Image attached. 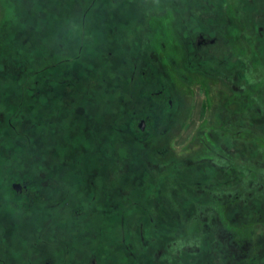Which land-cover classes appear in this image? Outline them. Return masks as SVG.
I'll return each mask as SVG.
<instances>
[{"label":"flooded vegetation","instance_id":"1","mask_svg":"<svg viewBox=\"0 0 264 264\" xmlns=\"http://www.w3.org/2000/svg\"><path fill=\"white\" fill-rule=\"evenodd\" d=\"M82 1L11 0L0 264H264V242L250 257L218 230L264 215V0ZM193 93L197 142L173 154ZM161 134L173 162L150 166Z\"/></svg>","mask_w":264,"mask_h":264},{"label":"rangeland","instance_id":"2","mask_svg":"<svg viewBox=\"0 0 264 264\" xmlns=\"http://www.w3.org/2000/svg\"><path fill=\"white\" fill-rule=\"evenodd\" d=\"M62 1V0H61ZM91 1V6H94V1L93 0H84L82 1V5L84 4V6H88L87 3H90ZM97 1H102V0H95ZM106 1V0H105ZM109 5H112V3L114 2H120L121 0H107ZM125 1V0H122ZM127 1H132L135 3H139L138 1L140 0H127ZM86 3V4H85ZM138 6H141L140 4ZM148 12L150 10H147ZM77 12H72L73 17L76 16ZM144 15L146 14V12H143ZM78 15H82L81 12H78ZM133 15V14H130ZM149 17H150V12L148 13ZM155 15H159L161 16V14H157L155 13ZM167 17L166 21L168 22L171 19V14L167 13L166 14ZM13 16V9H12V3L11 0H0V44L1 42H3L4 37L6 36L7 33L13 32L12 30V26H11V18ZM158 16V17H159ZM149 17H147V15L145 16L143 20L145 22V26L147 25H154V27L156 28L158 24L162 23L161 18L159 17L158 19H154L155 17H153V19H149ZM149 20H148V19ZM129 19H132L129 17ZM147 24V25H146ZM142 24L140 23L138 26H141ZM148 26V27H149ZM148 49L150 50V46L148 47ZM196 84V83H194ZM199 85V84H198ZM212 87H209L208 89V95L210 93V90ZM214 88V87H213ZM182 90V88H179ZM187 89H184L183 95H187ZM210 97V96H209ZM212 97V96H211ZM193 98V101H192ZM195 93H193V97H190V99H188V101H192L191 103H189V107L190 105L192 106V108L188 109V117H186V119L184 120L185 123V128H187V130L184 132L179 131L175 137H173L172 142H168L169 138H167L166 140L162 139V141H157L158 139L160 140V138H164L163 135L161 134L159 137H156L154 139H152V141H147L146 145L144 146V149H148L149 150V154L146 157L142 156V161L146 162V164L150 163L151 165L154 166H158V167H164L165 165H167L168 163H172L173 160L171 158H168V156H166L167 154L165 153V147H167L168 143L170 146V151L174 154V149L179 150L180 155H182L183 152V148L186 147V145L189 144H196L192 138L194 136V133H196V128L200 127V122L199 121V116H204V112L205 110H200L199 108L201 107V104H203L204 100L202 97H200L198 99V101H195ZM197 102V103H196ZM192 109V111H191ZM190 111V112H189ZM202 111V112H201ZM191 113V114H190ZM188 118V120H187ZM202 118V117H201ZM202 121H204L205 119H201ZM108 121V120H106ZM198 121V122H197ZM199 123V125L191 132V129L193 128V126ZM167 133L165 135L168 134V130H166ZM184 132V133H183ZM191 132V134H190ZM183 133V134H182ZM182 134V135H181ZM190 134V135H189ZM164 135V136H165ZM188 136V138L186 139V136ZM173 144V146H172ZM151 148V149H150ZM198 145H194L193 146V150L189 153H191V155H194V151L198 150ZM160 150V151H157ZM114 154L113 157L111 158V164L113 165L112 169H116L119 164L118 161H120L119 163H121V159L124 158V151H123V146H121L120 142H116L115 144V148H114ZM179 159V158H176ZM113 162V163H112ZM148 162V163H147ZM112 167V166H111ZM167 190V189H166ZM168 190L172 191V188H168ZM165 191V190H164ZM162 197H167V193H164L162 191V193L160 192V194ZM177 195V194H176ZM224 210V208H223ZM220 217L222 218L223 216L220 214ZM199 222H189L187 224V227L185 228L183 235H182V239H184V241L189 242L191 244V240L192 238L198 234V230H199ZM228 227V231L229 232H233L234 235V242L237 244L235 245L237 249H239L240 245L246 244V255L250 256V257H254L257 255L258 253V249H259V244L264 242V215H258V214H251L250 216L246 217L244 219L243 225L240 226H232L231 224H228L227 222H223L222 224H220V227H218V230L220 229H224V228ZM178 237V236H176ZM172 240H176L175 238H173ZM140 242V240H139ZM142 243V242H140ZM225 260H223L222 258H220L219 262H217L218 264L224 262Z\"/></svg>","mask_w":264,"mask_h":264}]
</instances>
